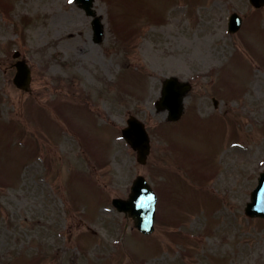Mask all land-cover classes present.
<instances>
[{"label": "rangeland", "instance_id": "374dc122", "mask_svg": "<svg viewBox=\"0 0 264 264\" xmlns=\"http://www.w3.org/2000/svg\"><path fill=\"white\" fill-rule=\"evenodd\" d=\"M95 10L101 44L73 0H0V264H264V220L243 214L264 170V8L96 0ZM233 11L244 22L228 35ZM14 51L32 68L31 95L12 84ZM169 76L192 83L177 122L153 107ZM53 87L50 117L33 121L34 97L49 99L36 91ZM128 112L151 138L145 166L120 138ZM200 171H215L207 185L194 182ZM137 175L163 196L150 237L110 205Z\"/></svg>", "mask_w": 264, "mask_h": 264}, {"label": "water", "instance_id": "95a60500", "mask_svg": "<svg viewBox=\"0 0 264 264\" xmlns=\"http://www.w3.org/2000/svg\"><path fill=\"white\" fill-rule=\"evenodd\" d=\"M255 7L264 5V0H250ZM79 6L84 9L87 15H94L92 10L93 0H76ZM229 25V31L237 30L241 24L240 18L232 16ZM95 40L100 42L102 37V26L98 20L92 23ZM17 73L14 78V84L24 90H28L30 83V69L19 62L16 64ZM189 90L188 84H181L174 78L166 80L163 83L162 99L157 105L158 109H168L169 120H177L182 114V99ZM123 135L131 147L137 151V159L140 163H145L146 155L149 152L148 135L144 125L134 118L128 120V127L123 130ZM264 195V173L261 174L259 185L251 194L253 204L247 209L250 216L264 217V202L261 201ZM113 205L118 211L124 212L127 216L133 218L135 227L142 233L149 234L153 231V221L155 217L156 196L147 185L145 180L139 177L134 181L131 187V193L127 200H113Z\"/></svg>", "mask_w": 264, "mask_h": 264}]
</instances>
